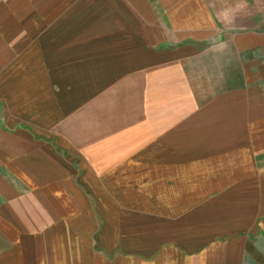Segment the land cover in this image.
<instances>
[{"label": "crops", "instance_id": "1", "mask_svg": "<svg viewBox=\"0 0 264 264\" xmlns=\"http://www.w3.org/2000/svg\"><path fill=\"white\" fill-rule=\"evenodd\" d=\"M241 18L0 1V264H264V25Z\"/></svg>", "mask_w": 264, "mask_h": 264}, {"label": "rangeland", "instance_id": "2", "mask_svg": "<svg viewBox=\"0 0 264 264\" xmlns=\"http://www.w3.org/2000/svg\"><path fill=\"white\" fill-rule=\"evenodd\" d=\"M4 4L5 1L10 0H0ZM22 1V0H17ZM215 5L221 22L225 26L235 27L240 25V22H235V19L239 14L242 15L241 22H245L243 25L253 26L258 22L264 25V0H246L247 7L244 11L237 13L235 11V5L238 0H211ZM234 17V19H233ZM236 17V18H235ZM223 25V26H224Z\"/></svg>", "mask_w": 264, "mask_h": 264}, {"label": "clouds", "instance_id": "3", "mask_svg": "<svg viewBox=\"0 0 264 264\" xmlns=\"http://www.w3.org/2000/svg\"><path fill=\"white\" fill-rule=\"evenodd\" d=\"M247 7L246 0H238V2L235 5V11L237 13L244 11V9ZM234 19V17H233Z\"/></svg>", "mask_w": 264, "mask_h": 264}]
</instances>
